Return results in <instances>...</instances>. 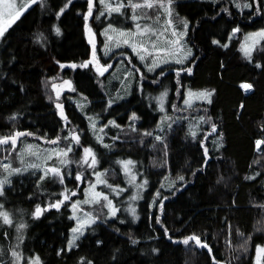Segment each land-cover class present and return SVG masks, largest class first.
Masks as SVG:
<instances>
[{
    "label": "trees",
    "instance_id": "trees-1",
    "mask_svg": "<svg viewBox=\"0 0 264 264\" xmlns=\"http://www.w3.org/2000/svg\"><path fill=\"white\" fill-rule=\"evenodd\" d=\"M63 2L66 0H47V8L33 5L8 29L5 39L0 40V136L16 130L33 133L17 143L16 149L24 142L40 139L49 143L59 136L61 140L57 146L64 148L69 142L64 139L68 129L48 96L55 95L49 86L50 78H70L77 93L82 98L86 96L90 103H86L84 113L77 107L78 103L70 99L75 93L61 97L60 102L69 119L68 125L81 134L82 146L93 147L100 160L98 170L109 169L106 177L108 183L114 186L125 184L120 165L115 161L131 158L138 162L136 168H142L147 176L145 178L149 180L151 191L146 192L147 196L151 194L149 197L155 198V192L159 190L161 198L167 196L168 199L164 201L163 214H160L146 196L147 200L141 201L138 208L139 221L132 223L126 219L123 224L119 221L125 217L123 204L129 201V197L114 202L121 209L117 218L94 225L79 240V248L57 255L61 248H66L70 228L75 225V221L69 219L72 215L69 202L59 211L55 208L45 211L39 219L33 218L31 213L37 204L45 207L57 199L64 186L51 177L37 186V177L41 172L31 169L21 175H13L12 185L10 188L6 186V198L3 200L8 204L7 210L13 214L14 224L22 220L27 225L23 230L25 239L20 249L24 257L39 254L44 264H77L81 256H86L93 264H211L206 249H198L192 242L187 246L173 242L196 233L212 247L211 255L217 260L230 258V264H255L256 246H264V208L260 207L264 205V148L258 152L255 146L256 139H264V130L260 128L264 123V68L255 67L257 62L264 65V50H261L264 45H259L253 52L252 62L240 49L245 34L264 28V14L249 19V10L240 13L230 0H219L215 4L212 0H175L173 4L177 17L190 23L188 42L194 57L186 63L192 65V74L182 73L184 88L181 91L186 92L189 88L195 91L208 89L212 90L213 95L211 104L198 102L194 106L193 109H199L197 112L192 109L183 113L174 111L172 104L182 107L183 103L180 106L181 98L175 92V73L170 68L179 66H167L164 68L168 70L167 78L170 80L167 112L173 117L200 116L203 113L217 124V133L208 136L205 142L210 158L204 166L200 139L210 131V123L201 125L196 139L188 135L191 119L173 123L170 130L162 133L166 138V150L153 137H144L141 144L138 133H133L134 139L118 143L111 151L97 143L93 130L88 126L89 116L97 118L102 125L109 119L120 124L121 128L108 126L107 131L112 136L129 130L128 117L131 112H136L140 117L135 122L137 129H156L161 113L153 107L156 104L152 97L164 90L166 79L157 77L158 70L153 77L147 74L142 85L137 73L131 97L119 100L111 109H107V100L115 95L112 93L115 86L110 88L107 73L99 77L92 67L61 69L56 63L79 64L91 55V45L80 15L86 11V0H72L64 15L56 20L54 11ZM225 6L230 8L232 16L220 11ZM101 10L99 0H96L94 15ZM124 11L125 16L113 13L111 20L107 19L106 14L100 20L89 21L100 43L103 40L101 32L108 23L120 26L117 23L120 18L126 19L127 25L132 22V10L126 8ZM54 24L61 28V35L57 36L52 30ZM236 26L241 28V32L231 35V29ZM39 32L47 37L44 46L36 42L35 34ZM214 39L221 44H213ZM223 44H228V47H222ZM127 50L125 48L122 52ZM98 52L102 54L101 50ZM101 59L110 63L104 54ZM150 78L159 79L162 86L153 84ZM243 82L253 85L251 94L245 95L241 91L240 84ZM13 115L16 116L15 120L10 119ZM219 134L223 136L222 147L215 139ZM3 146L7 149L0 151V162L10 161L14 167L21 166L15 153L17 151L11 152L9 149L11 144ZM70 154L78 155L79 159L82 152L74 147ZM23 158L27 161L28 155L24 153ZM69 170L72 176H66L65 185L74 190L78 187V192L84 193L88 181H93L91 171L85 172V179L80 183L74 180V176L77 170L84 169H78L73 163ZM193 172L196 174L192 175ZM179 175H184L185 181L177 182L175 188L165 185L167 180L172 182ZM252 176L256 178L246 179ZM99 188L113 198L114 194L107 187L100 185ZM85 206L88 209L93 205ZM158 215L161 224L155 223L154 218ZM165 227L168 229L167 235L164 233ZM0 228V248L4 250L0 260L8 262L11 259L9 246L16 243L15 227L6 226L0 220ZM117 228L119 232L115 231ZM5 231L7 238L2 235ZM129 234L140 242L131 244ZM169 235L172 240L168 239ZM246 237H251L248 252L234 251ZM97 240L103 243L97 245ZM153 248H158L159 253H153Z\"/></svg>",
    "mask_w": 264,
    "mask_h": 264
},
{
    "label": "snow or ice",
    "instance_id": "snow-or-ice-1",
    "mask_svg": "<svg viewBox=\"0 0 264 264\" xmlns=\"http://www.w3.org/2000/svg\"><path fill=\"white\" fill-rule=\"evenodd\" d=\"M219 0H212V3H217ZM99 3L103 10L99 11L98 15H94V9L96 6V0H86V11L80 13L82 15V19L84 21V28L88 36V43L91 45V55L90 58L83 61L82 63L69 62L67 64L61 63L57 61L56 63L59 65L61 69L70 68L71 70H76L77 68L86 69L92 66L94 71L98 76L103 77L106 72L112 67L109 63H101L100 59L97 55V42L95 39L96 33H94L93 28L91 27L89 21L90 20H100L101 17H104L107 14V19L111 20L112 14L116 13L120 16H125V9L130 8L132 10V14L130 19L135 23V31L126 30L123 28L116 27L113 23H108L101 32V35L105 37L104 41V54L108 55L111 48L114 46L115 48H120L121 45H126L131 48L132 52L136 54L141 62H144V66L147 68L148 72H155L157 68L160 69L159 73H157V77H163L167 79V73L162 67V65H170L175 64L179 67L170 68L171 71L175 73V92L178 97L182 99L183 107H178L176 104H172L171 108L176 112H186L194 108L197 102H207L208 104L212 103V91H193L191 88L187 89L186 92H182L181 89L184 88V84L182 82V73H187L189 76L192 74L193 67L191 64L186 65V61L190 59H194L192 49L188 48L185 44V37L187 35V30L189 27V21L187 19L182 20V29H177L174 26L173 20V0H142V2L133 3L132 0H128L125 3V0H116L115 3H112L111 0H99ZM232 6L235 7L240 13H243L245 9L249 10L248 18L251 19L254 15H262L264 14V0H230ZM72 4V0H66L62 4L57 5L56 10L54 11V17L56 20L64 15L66 10ZM33 5H38L43 8L48 7L47 0H20L18 3L17 0H0V40L5 39V34L9 28L12 27L13 24L16 23L17 20L24 15ZM156 8L157 12L160 15H164L165 22L164 28L161 30L157 25L160 20V15L155 17L156 23L145 25L144 27L138 22L141 19L153 20L151 16H141L137 14V9H153ZM221 12L227 13L229 16H232L233 13L230 11L228 6L222 7L220 9ZM178 15V14H177ZM214 18V17H213ZM171 28V39L166 40L164 46H159L155 41L151 38L158 34H163L167 32L168 29ZM52 30L55 32L57 36L61 35V28L54 24L52 26ZM241 32V28L239 26L233 27L231 29V35H235L236 33ZM36 42L40 43L41 46H44L47 37L44 33L39 32L35 34ZM147 37L149 43L146 45L142 38ZM231 37H229V40ZM213 44L220 45L221 42L219 40H212ZM258 45H264V28H260L257 31L248 32L244 36V41L241 45V51L244 56L252 62L253 52L257 49ZM222 47L227 48L228 44L221 45ZM261 50H264L262 47ZM123 55V53H121ZM129 62H131V58H129ZM255 67L264 68V65L260 63H256ZM133 71L139 73L140 70L133 65ZM129 76L132 75V72L128 73ZM144 78L143 73H140V79ZM51 81V91L55 94L54 97L52 95L48 96L50 101L55 103V107L59 110V114L62 119L65 121V127H67L69 121L68 117L64 112V105L60 102L61 95L64 91L75 92L76 88L73 85V81L71 79H63L61 78V82H56L57 77L50 78ZM153 84L161 85V81L157 78L152 80ZM48 86L47 84L45 85ZM162 86V85H161ZM243 87L245 89H251L253 86L251 84H244ZM23 89H21L22 91ZM169 89L164 87V90L159 93L158 96L153 97L152 99L155 101L156 106L159 111L163 113L160 117L159 123L156 125V129L149 131L148 129H143L142 131L137 129L136 121L140 119L137 116L136 112H131L128 117V129L132 133H138L139 142L141 144L144 143V137H153L155 141L160 142L164 149H167L166 138L162 133L166 130H170L172 128L173 123L178 122L181 119H188V117L177 116L173 117L167 114V109L165 107L166 102L168 101ZM124 99L123 96H117L116 98H110L106 102V108L111 109L114 104L117 103L118 100ZM83 100L87 101V97L84 96ZM90 103V102H88ZM86 104H78L77 107L83 108ZM199 111V109H197ZM89 120V127L93 130V134L95 139L99 145H101L104 149H108L111 151L114 148L113 144H108L104 142V133L105 128L109 125L116 128H121L122 126L118 124L114 119L107 120L102 126L98 127V119L92 116L87 117ZM11 120H15L16 116L13 115L10 117ZM210 123V131L207 135H204L200 139V144L203 147V156H204V166L207 165V160L209 157V149L205 145V142L208 140V136L213 133H217V124L211 122V118L206 115H201L192 118V122L188 126V135L196 139L198 136V130L201 125ZM261 130H264V123L260 125ZM158 129L159 133L156 134V130ZM31 136L33 133L16 130L14 133L9 135L0 136V145H8L11 144L12 148L15 149L17 145L18 138L23 136ZM65 140L69 141L68 144L62 148L55 150L52 154L48 155L44 160V163H28L25 165L23 159V153L20 158V167H13L11 163H3L0 162V198H6V186L8 188L12 185L11 177L13 175H21L24 172H27L29 169L34 171H40L41 174L37 177V186L44 181L45 179L51 177L53 180L58 181L60 185H63V191L58 194L57 199L52 202H49L45 207H41L40 204L35 206V210L31 213L33 218L39 219L43 213L49 209L55 208L57 211L60 210L61 206H64L67 202H70V207L72 211V215L69 219L75 221V225L70 228V237L67 239L66 248H61L57 255H61L65 251L71 252L74 248H79L78 241L85 235V233L92 229L94 225L105 224L110 219L117 218V214L121 211V209L114 203L115 196H119L122 192L127 191L128 189L125 187H121L120 185H113L108 183L107 173L109 169H104L103 171L98 170V166L100 164V160L97 157L96 152L91 146H82L80 144V135L76 131H69L68 134L64 137ZM114 142L120 140V136H113L111 138ZM223 139L222 134H219L218 141L216 143L219 144V147H222L221 143ZM61 140V137L57 136L56 139L49 141L50 143L57 144ZM264 144V139H256L255 146L256 149L259 150L260 146ZM32 145L27 146V151H29L32 155L38 154L32 152ZM75 148H79L82 150V154L79 156V159L73 161L69 158V154L73 152ZM155 147V145H153ZM166 154V153H165ZM52 155H55L58 160V165H48L47 160L52 158ZM8 157H5L7 160ZM75 163L78 169L83 168L84 171L77 170L74 180L76 182H83L85 179V171L91 170V175L95 177V180L88 181V188L85 189L84 195L85 199L75 200L72 198L77 195V191L73 189H69L65 185L66 176H72V172L69 170L65 172L64 169L69 168L71 164ZM116 164L120 165V168L123 172L124 177L126 178V183L128 186L135 188L136 191L129 196L130 203L126 207L125 211L130 214L133 221L139 220V216L137 214V208L134 206V202L142 199L140 193L147 187L148 180L143 178L141 182L137 183L138 178L142 175L139 173L136 168L137 161L128 158V159H118L115 161ZM196 173L193 172L192 175ZM259 175V173H256ZM255 176L246 177V179H255ZM167 179V177H165ZM185 181L184 175L177 176L176 180L170 183V188H175L177 182ZM98 185H104L107 187L112 194H114L113 198H110L109 193H105L103 191H97ZM164 185H161L163 188ZM179 190V189H177ZM168 197L164 196L161 198V192L157 190L155 192V198L152 200V207L158 209L160 214L164 212V201L167 200ZM99 205L100 209L97 212H86L80 207L81 205ZM261 208H264V205H260ZM106 209V212H105ZM22 211V210H21ZM80 212V215H77V212ZM0 219L4 225L9 227H15V245L9 246V254L10 261L5 262L0 260V264H44L39 254L29 255L27 258L24 257L23 252L20 250L21 245L25 239L23 230L27 227V225L21 220L18 223L14 224L13 214L5 209L4 203L0 202ZM155 223L161 224L162 221L160 216H156ZM121 224L125 223L124 220L119 221ZM230 227V226H229ZM115 231L119 232L120 230L117 228ZM164 233L168 234V229L164 228ZM5 238H7L8 233L5 231L2 234ZM243 236V233H240ZM155 238V237H150ZM169 240H172V237L168 236ZM251 237H246L244 242L241 243L238 249L234 251H240L241 253L248 252V241ZM129 240L131 244L136 245L140 241L136 238H133L131 234H129ZM174 243H182L187 246L192 242L194 247L198 249H206L207 253L210 255L211 264H230V258L228 260H217L214 255H211L213 252L212 247L208 244L206 240H202L201 235H197L196 233H191L182 238L180 241H173ZM103 241L97 240L96 244H102ZM230 243V241H229ZM158 248H153V253H159ZM255 264H264V246L257 245L255 249ZM4 254L3 248H0V255ZM115 259V257H113ZM238 259V257H237ZM77 264H93V261L88 259L86 256H81Z\"/></svg>",
    "mask_w": 264,
    "mask_h": 264
},
{
    "label": "rangeland",
    "instance_id": "rangeland-1",
    "mask_svg": "<svg viewBox=\"0 0 264 264\" xmlns=\"http://www.w3.org/2000/svg\"><path fill=\"white\" fill-rule=\"evenodd\" d=\"M17 2L19 3L20 2V0H17ZM111 2L112 3H115L116 2V0H111ZM132 2L133 3H138V2H142V0H132ZM241 2H242V0H241ZM173 4H175V0H173ZM172 7H173V20H174V26L177 28V29H182V20L184 19V18H182V17H177V15H176V13L174 12V5H172ZM137 11V14L138 15H141V16H151V17H153V20H151V21H149V20H146V19H141V20H139L138 22L141 24V26L142 27H144L145 25H149V24H154V23H156V21H155V17L157 16V15H160V13H158L157 12V9L156 8H153V9H137L136 10ZM26 13V12H25ZM24 13V14H25ZM131 14H132V12H131ZM21 18H22V16H21ZM20 18V19H21ZM165 16L164 15H160V20H159V22H158V27L162 30L163 28H164V22H165ZM119 21L117 22V23H120L121 25L120 26H116V27H118V28H123V29H126V30H132V31H135V23L136 22H131L130 21V24L129 25H127L126 24V19H122V18H120V19H118ZM18 21V20H17ZM16 21V22H17ZM189 32H190V23H189V27H188V30H187V35H186V37H185V44H186V46L188 47V48H191V45H190V43L188 42L189 41ZM172 37H171V28H169L168 29V31L167 32H164L162 35L161 34H158V35H156V36H153L151 39L153 40V41H155L159 46H164L165 45V42H166V40H168V39H171ZM95 39H96V42H97V55H98V58L100 59V61H101V63H105L104 62V60L103 59H101V57H102V55L104 54V46H103V44H104V41H105V37L103 36V40H102V42L100 43V41H99V38L95 35ZM143 39V41H144V43L147 45L148 43H149V40H148V38L147 37H144V38H142ZM99 43H100V45H99ZM99 45V46H98ZM259 46V45H258ZM258 46H257V48H258ZM99 47H100V49H99ZM125 48H127L128 50V52H122V50H124ZM101 50L102 51V54H99V50ZM192 49V48H191ZM121 53H123V55L121 54ZM192 53H193V51H192ZM116 56L115 57V59L113 60V62H111L112 61V57L113 56ZM104 56L106 57V58H108V59H110V63L109 64H111L112 65V67L108 70V72H106L107 73V76L106 77H108V84H109V86H110V88H113V86H115V91L114 92H112L113 94L115 93V95H113L112 96V98H116L118 95L119 96H123L124 97V99H122V100H127L128 98H130L131 96L130 95H132V90H133V88L135 87V81H137V72H135V71H133V65H135V67L136 68H138L139 70H140V72L138 73V75H139V77H140V73H143V75H144V78L141 80V81H139V82H143V81H146V79H147V77H146V75L147 74H149L150 75V77H153L157 72H158V70H160L159 68H157L156 69V71L155 72H148L147 71V68L144 66V62H141L140 60H139V58L136 56V54L134 53V52H132V50H131V48L130 47H128V46H126V45H121V47L120 48H115L114 46L111 48V50H110V52H109V54L108 55H105L104 54ZM129 58H131V62H129ZM135 58H137V60H135ZM89 59V58H88ZM188 61H186V63H187ZM167 66H178V65H175V64H170V65H162V67H164V68H166ZM92 66H90V68H91ZM93 68V67H92ZM69 69V68H68ZM94 69V68H93ZM166 71V73H168V70H165ZM129 72H132V75L131 76H129L128 75V73ZM106 73H105V75H106ZM100 77V76H99ZM104 77V76H103ZM61 78H63V79H70V78H67V77H64V76H60V77H57V81L56 82H61ZM151 79V78H150ZM150 82H152V79H151V81ZM141 83L139 84V86H141ZM170 83V80L167 78L166 80H164V84H165V87H167L168 89L170 88L169 87V84ZM244 83H247V84H251V83H248V82H243L242 84H244ZM74 84V83H73ZM111 84V85H110ZM142 85H143V83H142ZM252 85V84H251ZM50 86V85H49ZM253 86V85H252ZM240 87H241V85H240ZM111 91V90H110ZM193 91H195V90H193ZM199 91H201V90H199ZM204 91H209L208 89H204ZM210 91H212V90H210ZM73 93H75L76 95L75 96H71L70 97V99L73 101V102H77L78 104H86L87 102L86 101H84L83 100V98H82V95L81 94H78L77 93V91H75V92H71V91H64L63 93H62V95H61V97H64L66 94H73ZM154 95V97H156V96H158L156 93L155 94H153ZM153 98V97H152ZM61 99V98H60ZM168 99H169V96H168ZM211 99H212V97H211ZM119 101V100H118ZM180 101V106L182 105V99H180L179 100ZM199 102V101H198ZM197 102V103H198ZM206 102V101H205ZM168 101L166 102V104H165V107H166V109H167V111H168ZM153 107H155L156 108V111L157 112H160L159 111V109H158V107L155 105V106H153ZM183 107V106H182ZM192 110H194V112H197L198 110H196V109H192ZM59 111V110H58ZM84 111V110H83ZM84 113H85V111H84ZM161 113V112H160ZM167 114L168 115H170L168 112H167ZM66 115V114H65ZM88 116L90 115V114H87ZM163 115V113H161V116ZM201 115H204L203 113L201 114ZM200 115V116H201ZM160 116V117H161ZM194 117H197V114H193V116L192 117H190V116H188V119H191V122H192V118H194ZM158 120H160V119H158ZM159 123V122H158ZM64 124H65V121H64ZM100 126H102V124H100V122H99V120H98V127H100ZM108 128V127H107ZM107 128H105V130H104V133L102 134L103 136H104V142L105 143H108V144H113L114 143V145L115 146H117L118 145V143H122V142H125V140H128L129 138H131V139H134L135 138V134H133L132 132H129V130L128 131H125V132H121V133H119L118 134V136H120V140H118V141H113L111 138L113 137L112 135H109V133H108V131H107ZM67 129H68V131H67V134H68V132L69 131H73V129H72V127H69V126H67ZM129 132V133H128ZM157 134H160L159 133V131L158 132H156ZM79 135H81V134H79ZM117 136V135H116ZM218 138H219V135H217L216 137H215V139H216V141H218ZM108 139H111V141H108ZM262 139V138H261ZM22 139H20V141H21ZM80 140H81V136H80ZM19 141V142H20ZM222 142V141H221ZM28 145H32L33 147H32V152H34V153H36V154H38V157H39V159L37 158V155H32L29 151H27V146ZM219 145V144H218ZM17 146V145H16ZM22 147V148H21ZM21 147L19 148V149H16V147H15V149H13L12 148V146L9 148L10 149V151L11 152H14V151H17V152H15L16 153V155H17V158L19 159V161H20V158H21V154L23 153H26V155H28V160L27 161H25L24 160V162L25 163H41V164H43L44 163V160L46 159V157L48 156V155H50V154H52L55 150H57V149H59L58 148V146H57V144H53V143H46V142H43V140H40V139H37V140H33L32 142H24L22 145H21ZM263 148H264V144H262L261 146H260V149L258 150L259 152H262V150H263ZM4 149H7L5 146H3V145H0V151H2V150H4ZM75 149H77L78 150V148H75ZM81 152H82V150H81ZM69 158L71 159V160H73V161H75V160H77L78 159V155H74V154H69ZM24 159V158H23ZM15 161H18L16 158H15ZM3 163H10V161H8V162H3ZM58 160L56 159V157H55V155H52V158L51 159H48L47 160V164L48 165H58ZM75 164V163H74ZM14 167V166H13ZM17 167H20V166H17ZM69 168H70V166H69ZM68 169V168H67ZM67 169H64L65 171H67ZM138 169V168H137ZM89 171H91V170H89ZM139 173L140 174H142L143 175V177L145 178V177H147L146 176V173H145V171H143V169L142 168H140L139 170ZM37 172V171H36ZM86 172V171H85ZM142 175L138 178V181H137V183H139V182H141L142 181ZM251 175H252V172H251ZM93 176V175H92ZM93 178V181L95 180V177L93 176L92 177ZM147 180H148V178H147ZM81 183V182H80ZM83 183V182H82ZM148 183H149V180H148ZM166 184V186H168L169 188H170V183H171V181H169V180H167L166 182H165ZM120 185V184H119ZM99 186L100 185H98L97 186V191H102L100 188H99ZM121 187H125V188H127L128 190L127 191H125V192H122L119 196H115V198H114V202H118L119 200H121L122 198H124V199H126V197H129L130 195H132L135 191H136V189L135 188H132V187H130V186H128L127 185V183H126V178H125V184H123V185H120ZM165 186V187H166ZM88 187H86V189H87ZM78 187L75 189V191H77V195L75 196V197H73L72 198V200L73 201H75V200H81V201H83L86 197H85V195H84V193H79L78 192ZM74 190V189H73ZM148 191H151L150 190V188H149V184L147 185V187L140 193V195L142 196V199H139V200H137V201H135L134 202V206L137 208V214H138V216L140 217V213H139V210H138V208L140 207V202L141 201H143L145 198V200H147V197H149V196H151V194L149 195V196H147V194H146V192H148ZM84 192H85V190H84ZM147 196V197H146ZM110 198H112V196L110 195ZM154 198H151V197H149V200H150V202L152 203V200H153ZM144 200V201H145ZM0 202H2V203H4V206H5V209L7 210L8 209V204L3 200V198H0ZM130 203V201H128L127 203H125V204H123V206H124V210L126 209V207L128 206V204ZM69 205H70V202L68 203ZM82 209H83V211H86V212H97V211H99V209H100V206L99 205H95V206H92V207H88V209H87V207L85 206V205H81L80 206ZM86 208V209H85ZM81 213L78 211L77 212V215H80ZM126 219H129L130 221H132V223H135V222H138L139 220H136V221H133V219H132V217L130 216V214L129 213H127L126 211H125V217L122 219V220H126ZM1 221H2V219H0ZM1 229L2 228H0V232H1ZM79 242V241H78Z\"/></svg>",
    "mask_w": 264,
    "mask_h": 264
},
{
    "label": "built area",
    "instance_id": "built-area-1",
    "mask_svg": "<svg viewBox=\"0 0 264 264\" xmlns=\"http://www.w3.org/2000/svg\"><path fill=\"white\" fill-rule=\"evenodd\" d=\"M244 84H247V83H244ZM244 84H241V87H242V89H243V91H245L247 94H249V93H251L253 90V87L251 88V89H245L244 87H243V85Z\"/></svg>",
    "mask_w": 264,
    "mask_h": 264
},
{
    "label": "water",
    "instance_id": "water-1",
    "mask_svg": "<svg viewBox=\"0 0 264 264\" xmlns=\"http://www.w3.org/2000/svg\"><path fill=\"white\" fill-rule=\"evenodd\" d=\"M25 132H28V131H25ZM27 135H25V136H23V137H20V138H18V141H17V143L20 141V139H22V138H24V137H26Z\"/></svg>",
    "mask_w": 264,
    "mask_h": 264
},
{
    "label": "bare ground",
    "instance_id": "bare-ground-1",
    "mask_svg": "<svg viewBox=\"0 0 264 264\" xmlns=\"http://www.w3.org/2000/svg\"><path fill=\"white\" fill-rule=\"evenodd\" d=\"M240 85H241V84H240ZM150 89H151V88H150ZM171 92H172V91H171ZM137 97H138V96H137ZM145 104H146V103H145ZM100 111H101V110H100ZM104 112H105V111H104ZM112 113H113V112H112ZM116 113H117V112H116ZM151 113H152V112H151ZM124 115H125V114H124ZM102 121H103V120H102ZM104 121H105V120H104ZM86 124H87V123H86ZM70 127H71V126H70ZM87 133H88V132H87ZM87 133H86V134H87Z\"/></svg>",
    "mask_w": 264,
    "mask_h": 264
},
{
    "label": "flooded vegetation",
    "instance_id": "flooded-vegetation-1",
    "mask_svg": "<svg viewBox=\"0 0 264 264\" xmlns=\"http://www.w3.org/2000/svg\"><path fill=\"white\" fill-rule=\"evenodd\" d=\"M64 112H65V111H64ZM65 114H66V112H65ZM66 116H67V114H66ZM67 117H68V116H67ZM68 120H69V119H68ZM67 126H69V127H70L71 125H67ZM77 133H78V132H77ZM78 134H79V133H78ZM22 139H23V138H22ZM18 143H19V142H18Z\"/></svg>",
    "mask_w": 264,
    "mask_h": 264
}]
</instances>
